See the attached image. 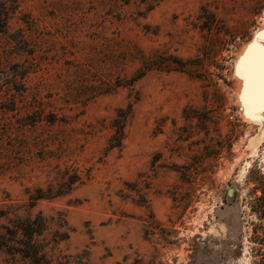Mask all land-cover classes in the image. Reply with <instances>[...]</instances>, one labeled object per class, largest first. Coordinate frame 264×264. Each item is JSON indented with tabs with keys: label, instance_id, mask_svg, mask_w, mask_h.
<instances>
[{
	"label": "rangeland",
	"instance_id": "rangeland-1",
	"mask_svg": "<svg viewBox=\"0 0 264 264\" xmlns=\"http://www.w3.org/2000/svg\"><path fill=\"white\" fill-rule=\"evenodd\" d=\"M7 26L0 264H36L25 219L45 264H254L264 0H20Z\"/></svg>",
	"mask_w": 264,
	"mask_h": 264
},
{
	"label": "trees",
	"instance_id": "trees-1",
	"mask_svg": "<svg viewBox=\"0 0 264 264\" xmlns=\"http://www.w3.org/2000/svg\"><path fill=\"white\" fill-rule=\"evenodd\" d=\"M19 3L20 0H0V33L7 32L8 19L17 11ZM125 121V114H118L114 119V132L110 138L111 147L121 145L124 138ZM72 183H65V190L70 189ZM247 206L255 218V221L252 222V239L258 246L254 249V264H264V174H257V177L254 178ZM15 227V232L20 237V246L15 245L17 240L7 245L32 258L36 264H45L44 256L34 241V235L39 233L40 230V221L25 219L17 222ZM1 237H4V235Z\"/></svg>",
	"mask_w": 264,
	"mask_h": 264
},
{
	"label": "bare ground",
	"instance_id": "bare-ground-1",
	"mask_svg": "<svg viewBox=\"0 0 264 264\" xmlns=\"http://www.w3.org/2000/svg\"><path fill=\"white\" fill-rule=\"evenodd\" d=\"M257 44H259V46L254 45L252 47V49H255L254 55L252 56V58H250V60H248V62L243 64V66L254 71L255 70L259 71L260 73H262V76L264 77V49L260 47L261 45L260 42H257ZM258 95L262 97L260 101H264V83L260 88ZM263 110L264 107L256 109L255 111H253V116L264 117Z\"/></svg>",
	"mask_w": 264,
	"mask_h": 264
},
{
	"label": "water",
	"instance_id": "water-1",
	"mask_svg": "<svg viewBox=\"0 0 264 264\" xmlns=\"http://www.w3.org/2000/svg\"><path fill=\"white\" fill-rule=\"evenodd\" d=\"M255 46H259V45H256V44H254ZM260 47H262V46H260ZM263 49H264V47H262Z\"/></svg>",
	"mask_w": 264,
	"mask_h": 264
}]
</instances>
